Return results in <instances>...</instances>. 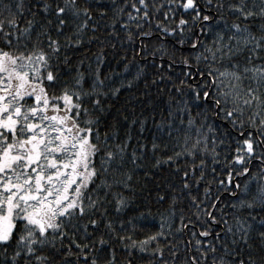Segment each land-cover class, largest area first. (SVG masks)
I'll return each instance as SVG.
<instances>
[{
	"label": "snow or ice",
	"instance_id": "6c2138e0",
	"mask_svg": "<svg viewBox=\"0 0 264 264\" xmlns=\"http://www.w3.org/2000/svg\"><path fill=\"white\" fill-rule=\"evenodd\" d=\"M0 264H264V0H0Z\"/></svg>",
	"mask_w": 264,
	"mask_h": 264
}]
</instances>
